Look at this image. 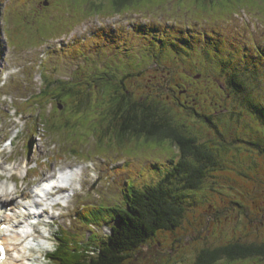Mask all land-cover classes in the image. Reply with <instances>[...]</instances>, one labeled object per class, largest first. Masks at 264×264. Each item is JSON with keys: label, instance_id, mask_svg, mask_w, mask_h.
<instances>
[{"label": "rangeland", "instance_id": "374dc122", "mask_svg": "<svg viewBox=\"0 0 264 264\" xmlns=\"http://www.w3.org/2000/svg\"><path fill=\"white\" fill-rule=\"evenodd\" d=\"M45 1L0 0V181L19 186L21 206L44 178L79 168L76 189L63 197L68 203L42 218L48 239L31 243L42 248L34 253L38 264H54L46 254L62 229L81 239L110 234L109 224L97 228L81 218L87 206L121 203L132 180L155 183L178 155L170 139L113 137L109 144L100 136L112 84L126 72L120 89L130 101L150 96L218 161L198 188L177 183L185 192L180 225L133 251L130 264H196L204 248L264 243V152L252 144L264 147V0H128L124 8L115 0ZM90 69H98L101 85L110 83L104 91H88L86 75H96ZM43 72L50 80L73 76L75 96L81 87L87 94L84 105L76 109L69 95L39 111L32 99L19 114L21 96L40 90ZM234 74L244 90L232 86ZM181 80L188 96L177 94ZM49 123L59 126L56 134ZM215 264H264V257Z\"/></svg>", "mask_w": 264, "mask_h": 264}, {"label": "trees", "instance_id": "16d2710c", "mask_svg": "<svg viewBox=\"0 0 264 264\" xmlns=\"http://www.w3.org/2000/svg\"><path fill=\"white\" fill-rule=\"evenodd\" d=\"M114 4L124 8L129 1L115 0ZM97 71L90 69L91 73L96 74L94 77L86 75L87 80H84V84L89 87L88 91L96 88L104 91L107 86L99 83ZM126 73L121 80L113 81L116 89L111 93L114 98H111L112 105L109 109L110 121L101 125L100 136L110 137L109 144L113 137L117 142H126L141 136H146L147 140L170 139L178 148V155L173 160L172 167L167 169L155 183L140 186L132 180L121 203L87 206V212L82 214L81 218L97 228L111 224V233L99 237L95 232L92 235H84L81 239L76 234L72 235L67 229H62V232L56 236V250L50 254L54 264H130L129 257L133 251L142 247L159 231L173 230L180 225L181 218L185 214L183 205L185 192L175 190L177 183L180 182L178 188L182 189L198 188L203 182L205 168L218 162L213 151L205 149L204 145L197 142L196 136L186 134L182 126L176 125L169 116V111H161L154 99L150 100V96L144 103L142 102L144 99L138 102L130 101L132 95L128 90L120 89ZM110 74L106 71L105 76ZM234 75L231 76L232 86L238 88V91L244 90ZM43 76L44 83L40 90L34 91L31 95L21 96V102L17 104L18 112L29 105L27 103L31 99L35 100L33 105H36L39 111L55 100L66 103L65 97L69 98V95V102L76 109L79 110L84 105L87 94L82 92L81 87L78 97L75 96L77 92H75L73 76L70 79L56 78L53 81L48 78V73L43 72ZM177 85L180 88L177 94L187 96L190 94L189 84L181 80ZM60 103L57 104L58 108ZM34 112L40 116V112ZM49 128L56 134L59 126L56 123H49ZM252 144L264 152V147L255 142ZM77 217L81 219L78 212ZM254 255L264 257V243L232 241L215 248L202 249L197 256L196 264H215L222 258L236 260Z\"/></svg>", "mask_w": 264, "mask_h": 264}, {"label": "bare ground", "instance_id": "6f19581e", "mask_svg": "<svg viewBox=\"0 0 264 264\" xmlns=\"http://www.w3.org/2000/svg\"><path fill=\"white\" fill-rule=\"evenodd\" d=\"M121 63L123 65V62ZM110 65L108 64L109 67ZM111 70L113 69L111 68ZM104 82H106V80ZM113 89H116V88L113 87ZM111 98H114V97L111 96ZM12 143L14 144L15 142H12ZM26 179H27V176H25L24 180ZM14 180L16 181V179ZM36 189H39V188H36ZM19 192L20 191H19L18 185L15 186V189L11 190V189H8L7 187V179L4 182L0 181V239H2L7 244V247H8V257L6 260V264H31V263L38 264L39 261H37V257L34 255V253L36 250L38 249L40 250L42 248L32 246L31 243L33 241L35 242L40 241V239H48V234L44 232L41 229V227H39L33 221L38 220L39 222H41L42 218L46 214H49V211L47 209L42 210L40 208V206H42L43 200L35 198V195L33 194L34 190L33 192H26L23 195V198L26 200V202L28 201L29 202L25 206L21 205L22 208H20L16 200ZM41 193H44V191H42ZM45 194H48V193L46 192ZM50 195H53V194L50 193ZM4 197H7L6 199H12V201H3L2 199ZM57 200L58 198L54 199V201H57ZM24 209H27L26 213L24 212ZM2 225H5L4 228H2Z\"/></svg>", "mask_w": 264, "mask_h": 264}, {"label": "water", "instance_id": "95a60500", "mask_svg": "<svg viewBox=\"0 0 264 264\" xmlns=\"http://www.w3.org/2000/svg\"><path fill=\"white\" fill-rule=\"evenodd\" d=\"M48 3H49L48 0H46V1H45V4H48Z\"/></svg>", "mask_w": 264, "mask_h": 264}, {"label": "flooded vegetation", "instance_id": "af4514ba", "mask_svg": "<svg viewBox=\"0 0 264 264\" xmlns=\"http://www.w3.org/2000/svg\"><path fill=\"white\" fill-rule=\"evenodd\" d=\"M42 5H44V3Z\"/></svg>", "mask_w": 264, "mask_h": 264}]
</instances>
